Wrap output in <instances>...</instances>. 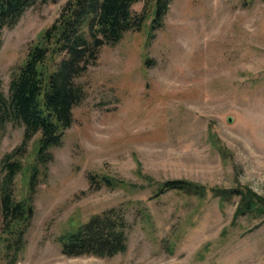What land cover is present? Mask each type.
I'll list each match as a JSON object with an SVG mask.
<instances>
[{
  "label": "rangeland",
  "instance_id": "374dc122",
  "mask_svg": "<svg viewBox=\"0 0 264 264\" xmlns=\"http://www.w3.org/2000/svg\"><path fill=\"white\" fill-rule=\"evenodd\" d=\"M66 1L37 2L1 32L5 95ZM76 83L84 97L46 166L36 163L37 135L23 144L22 126L0 124V184L13 151L22 165L15 199L27 192L32 165L38 175L15 264H264V215L234 218L238 196L220 208L213 194L156 193L182 180L220 194L247 188L264 202V0H172L151 42L146 29L125 33ZM102 176L132 187L99 185ZM108 210L127 221L124 253L62 254L61 235ZM2 250L0 264H10Z\"/></svg>",
  "mask_w": 264,
  "mask_h": 264
},
{
  "label": "trees",
  "instance_id": "16d2710c",
  "mask_svg": "<svg viewBox=\"0 0 264 264\" xmlns=\"http://www.w3.org/2000/svg\"><path fill=\"white\" fill-rule=\"evenodd\" d=\"M59 0H0V35L14 27L23 13L37 2ZM142 2L139 12L132 6ZM172 0H67L53 23L41 31L30 45L22 65L12 74L8 94L0 80V124L22 126L26 144L37 135L36 163L46 166L52 160L50 149L62 145L65 132L73 122L72 110L84 97L76 78L83 75L98 59L101 47L118 43L125 33L147 30V42L164 26ZM2 41L0 38V48ZM209 138L217 147L214 132ZM219 147V146H218ZM217 147V148H218ZM16 151L4 158V176L0 184V245L10 264H15L25 245V233L34 215L37 169L32 165L25 175L27 192L14 197L13 184L22 171ZM89 176V182H94ZM97 179V178H96ZM99 185L113 188L132 187L107 176L98 177ZM156 193H183L204 199L208 194L219 197L218 205L238 196L234 218L244 215L262 217L263 199L247 188L220 194L182 180L160 183ZM127 221L123 213L108 210L90 217L59 237L61 252L68 257H112L127 249Z\"/></svg>",
  "mask_w": 264,
  "mask_h": 264
}]
</instances>
